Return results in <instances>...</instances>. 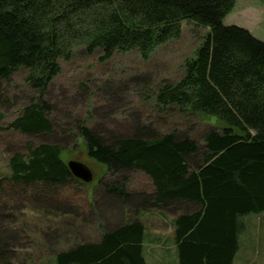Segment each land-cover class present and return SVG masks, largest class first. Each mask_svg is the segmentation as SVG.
Returning a JSON list of instances; mask_svg holds the SVG:
<instances>
[{
  "label": "trees",
  "instance_id": "16d2710c",
  "mask_svg": "<svg viewBox=\"0 0 264 264\" xmlns=\"http://www.w3.org/2000/svg\"><path fill=\"white\" fill-rule=\"evenodd\" d=\"M234 3L0 0V82L23 70L24 84L33 94L7 125L21 134L53 133L45 94L60 73V61H69L77 48L88 56L99 52L100 62L133 51L147 60L158 46L180 37L181 21L208 29L195 56L184 62L181 78L161 82L151 96L158 115L174 110L220 120L223 127L204 132L202 144L176 128L161 133L141 126L129 136L102 137L83 122L76 127L88 157L106 169L108 178L101 180L98 192L113 197L118 206L134 208L139 196L149 209L199 205L194 215L176 220L179 264H232L238 219L264 212V42L244 28L223 25ZM5 101L0 94V103ZM60 151L53 144L27 143L25 153L8 159L0 190L5 182L10 189H23L34 202L49 197L59 206L61 190L76 181ZM133 171L149 181L143 194L129 191ZM52 227L50 232L40 229L48 243L58 237L53 244L63 241V247H71L48 249L55 264H145L143 226L137 220L127 217L122 226L102 230L98 241L85 240L71 219ZM1 231L0 264H28L14 259L8 246L14 237Z\"/></svg>",
  "mask_w": 264,
  "mask_h": 264
},
{
  "label": "rangeland",
  "instance_id": "374dc122",
  "mask_svg": "<svg viewBox=\"0 0 264 264\" xmlns=\"http://www.w3.org/2000/svg\"><path fill=\"white\" fill-rule=\"evenodd\" d=\"M222 23L244 28L264 42V0H235ZM180 26V37L158 46L147 60H142L133 51L118 53L100 62L99 52L88 56L81 48L74 51L69 61L61 60L60 73L44 98L51 108L49 119L55 128L51 134H21L7 129L8 123L17 117L20 108L33 94L24 84L26 72L23 70L15 73L8 82H0L1 99H6L0 103V182L7 175L8 159L16 152L25 153L27 143L57 145L61 148L60 158L65 164L68 161L80 162L93 175L92 182L87 184L71 181L61 190L58 197L60 205L56 207L49 197H41L34 202L28 194L22 193L20 187L10 189L7 183H2L0 231L4 229L7 237H14L8 246L14 251L17 262L27 259L28 264H50L48 249L63 247V241L53 244L58 237L48 243L40 229L50 232L53 225L71 219L82 237L93 241L97 238L96 223L102 224L111 211L117 213L118 202L108 194L98 192L101 180L108 175L105 167L88 157L84 141L76 134L77 124L83 122L102 137L111 134L129 136L141 126L161 133L176 128L181 135H188L199 144H202L204 132L223 127L215 117H191L177 114L174 110L158 115L153 107L151 96L159 84L163 81L175 83L181 78L184 62L195 56L208 33L207 28L190 21H181ZM128 176L129 191L139 195L148 190L149 181L142 172L133 171ZM136 194L133 196L138 198ZM92 201L96 204L91 205ZM131 208L126 209L132 215ZM90 212H94L97 220L92 223L91 219L82 221V217L88 218L83 214ZM48 227L52 228L49 230ZM252 232L256 234L247 237L251 236L256 245L264 240V228L260 233L258 228ZM257 264H264V260Z\"/></svg>",
  "mask_w": 264,
  "mask_h": 264
},
{
  "label": "crops",
  "instance_id": "0c3cea01",
  "mask_svg": "<svg viewBox=\"0 0 264 264\" xmlns=\"http://www.w3.org/2000/svg\"><path fill=\"white\" fill-rule=\"evenodd\" d=\"M144 192H140L143 194ZM132 215L127 209L121 205L117 206V213L111 211L102 221V224H97V238L102 230H114L125 224L126 218L139 221L143 226L141 252L145 264H179L178 243L176 240V220L179 216H190L197 213L199 205L195 203H178L169 204L165 207L146 208L139 196L135 207L131 208ZM135 210V211H134ZM86 219L92 223L96 219L94 212L84 213ZM82 217V221H84ZM237 251L232 258V264H257L264 260V246L262 241L257 245L247 235L256 234L252 232L255 229L264 228V212L257 214H248L240 217L237 221ZM101 225V226H100ZM99 232V234H98ZM92 241V240H88ZM71 247H60L58 250H68ZM258 249V250H257ZM50 264H55L53 256L49 255Z\"/></svg>",
  "mask_w": 264,
  "mask_h": 264
},
{
  "label": "water",
  "instance_id": "95a60500",
  "mask_svg": "<svg viewBox=\"0 0 264 264\" xmlns=\"http://www.w3.org/2000/svg\"><path fill=\"white\" fill-rule=\"evenodd\" d=\"M66 167L74 179L79 180L84 184L92 182V172L84 164L77 161H68Z\"/></svg>",
  "mask_w": 264,
  "mask_h": 264
}]
</instances>
